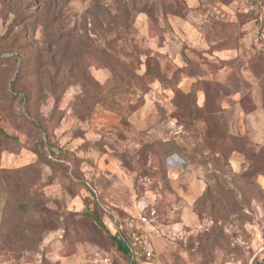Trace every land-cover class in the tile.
Masks as SVG:
<instances>
[{
    "label": "rangeland",
    "instance_id": "obj_1",
    "mask_svg": "<svg viewBox=\"0 0 264 264\" xmlns=\"http://www.w3.org/2000/svg\"><path fill=\"white\" fill-rule=\"evenodd\" d=\"M249 3L0 0V264H130L88 216L95 201L112 234L114 216L148 214V264H264V124L237 105L250 112L264 88ZM181 91L197 96L193 115L208 97L201 134L176 128ZM163 141L203 148L208 163ZM220 180L237 215L214 227L197 200Z\"/></svg>",
    "mask_w": 264,
    "mask_h": 264
},
{
    "label": "trees",
    "instance_id": "obj_2",
    "mask_svg": "<svg viewBox=\"0 0 264 264\" xmlns=\"http://www.w3.org/2000/svg\"><path fill=\"white\" fill-rule=\"evenodd\" d=\"M36 4L38 3V0H35ZM36 4H33V8L30 9V13L29 16L32 15L33 10L36 9ZM256 5L259 6V10H261L260 8L263 7L264 8V0H260L258 3H256ZM38 8V5H37ZM25 17V16H24ZM256 18V27H257V42L255 43V49H256V55L259 57L260 61L263 62L264 64V55L262 53L258 52V46H260V44H262V40L261 38L263 37V30H264V21L263 23H260L258 20V16H255ZM24 48V45H19V49L22 50ZM215 51V50H214ZM17 60V59H16ZM1 61H4V59H2ZM151 73L149 70V66H148V71L147 74ZM192 92L189 93H180L181 97H186L187 99L189 98L190 102H187V105L185 108H183V106L179 103L175 104V110L173 109L172 112V116L173 120L176 122V128H186V126L188 127L187 129H190V131L193 132H198V133H202V131H204L202 128L199 127V125H197V123L199 121L203 122V127H209L210 124H207L206 121H204L201 118H197V115L200 112H203V108L206 107V103H207V99L208 97L206 96L205 98V105L204 107H202L200 109V107H197V112L193 115V112H191V114L189 113L191 110V108L193 107V105L196 103V106H198V98L197 96H190ZM23 101L26 99H29L28 94H21ZM173 106V105H172ZM195 107V106H194ZM183 110V111H182ZM183 112H187L188 115V119L185 121H180L183 120ZM195 116V118H194ZM184 122H190V124L188 123H184ZM187 132V131H186ZM185 133V132H184ZM0 135H2L3 139H9V136L5 135L3 133L2 130H0ZM191 138V136L187 135L186 138ZM206 138L209 140L210 137L207 135ZM173 141V140H172ZM172 141H163V144L168 147L169 149H171L172 154L183 157L184 159H186L187 161H190V163H198L197 165H204L208 163V159L205 156L207 155L203 150V148H201V151L199 154H197L196 152H189V143H172ZM41 143L43 145L49 146L50 149H52V147L49 145V143L47 144V142L45 143L43 140L41 141ZM209 157H214L216 156V154L213 153V155L210 153L208 154ZM207 159V160H206ZM248 167L251 168V170H254V164L252 162H249ZM4 171V170H2ZM254 173V172H253ZM253 173H248V168L245 169L242 173V175L239 177L241 178L244 182H246L247 184H252L253 182V178L254 175H252ZM222 179V178H221ZM228 182L225 181V183H223L222 180H220L219 186L213 187L211 185H207L204 193L202 194V196L197 200V205L200 208H203L205 210H207V212L209 213L210 218L213 221L214 227H217L221 222L222 223H226L228 221L231 220L232 217L235 218L236 214V210L233 208V206L236 205V201H235V197H234V193L232 192V189H230V186L227 185ZM8 194L10 195V200H14L15 198L11 197L12 194H19L20 192L18 191L17 188L13 189L14 187H10L8 184ZM20 200L24 201L23 203H18L17 208L21 211V212H26L29 207H30V203L27 202L26 198L21 195ZM17 204V203H16ZM94 207L92 209V211H89L90 209V203L89 201L84 199V205L87 209L88 212V216L92 219V221L97 225V227L105 234V236H107L109 238V240L111 241L114 250L119 253L124 255L128 260L130 264H148L150 262V260L147 259H141V260H135L132 259V252H131V243L128 240V238L126 237V233L124 231V229L122 228L124 221H121V219L118 216H114L113 218L116 219V227H118V232H115L114 234H112L109 229L107 228V226L105 225L101 213H100V206L96 203V201L93 203ZM199 215H201V213L198 211ZM32 215H34V213H32ZM143 215H145L147 217V219L150 220V217L148 216L147 213H144ZM113 219V220H114ZM15 227L12 229L14 230ZM11 231V230H9ZM17 232V230L13 231V234H15ZM12 234V235H13ZM140 234H142L141 230H140ZM107 256L102 257L101 259V264L104 258H106ZM109 258V257H108ZM111 260V259H110ZM256 264H262L259 261L255 262ZM111 264H113L111 262ZM254 264V262H253Z\"/></svg>",
    "mask_w": 264,
    "mask_h": 264
},
{
    "label": "built area",
    "instance_id": "obj_3",
    "mask_svg": "<svg viewBox=\"0 0 264 264\" xmlns=\"http://www.w3.org/2000/svg\"><path fill=\"white\" fill-rule=\"evenodd\" d=\"M260 0H250L249 3V11L251 13H256V3ZM258 20L260 23L264 21V13L262 14L259 9L257 10ZM262 44L258 46V52L264 55V34L261 38ZM116 223V219H114V224ZM149 224V220L145 215L140 216L138 219L129 218L124 223L122 228L126 233V237L131 243V252H132V259L141 260L147 259L152 260L153 258V249L144 239L143 235L140 234V226L139 225H146ZM116 226V225H115ZM118 232V227H116V231ZM102 264H111L110 258L106 257L103 259Z\"/></svg>",
    "mask_w": 264,
    "mask_h": 264
},
{
    "label": "crops",
    "instance_id": "obj_4",
    "mask_svg": "<svg viewBox=\"0 0 264 264\" xmlns=\"http://www.w3.org/2000/svg\"><path fill=\"white\" fill-rule=\"evenodd\" d=\"M254 88L257 89L255 84H254ZM258 88H259V89H257L258 91H254L253 108H252V110H250V112H246L244 110V108L241 107L239 102L237 104L238 108L240 109V111L243 114L248 113L246 115H248L249 118H252V119L254 118V130L256 129L257 131H258L257 128L260 127V124H262V125L264 124V88L260 87L259 85H258ZM257 134L260 136L264 135V133L259 134L258 132H257Z\"/></svg>",
    "mask_w": 264,
    "mask_h": 264
}]
</instances>
